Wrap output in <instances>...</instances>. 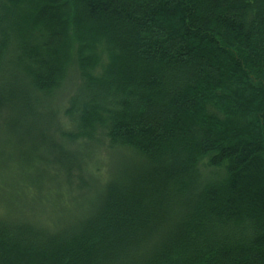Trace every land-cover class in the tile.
Listing matches in <instances>:
<instances>
[{
	"label": "trees",
	"instance_id": "16d2710c",
	"mask_svg": "<svg viewBox=\"0 0 264 264\" xmlns=\"http://www.w3.org/2000/svg\"><path fill=\"white\" fill-rule=\"evenodd\" d=\"M0 264H264V0H0Z\"/></svg>",
	"mask_w": 264,
	"mask_h": 264
}]
</instances>
